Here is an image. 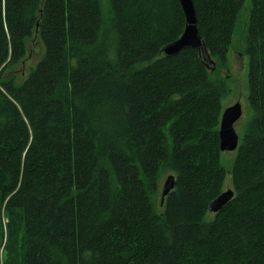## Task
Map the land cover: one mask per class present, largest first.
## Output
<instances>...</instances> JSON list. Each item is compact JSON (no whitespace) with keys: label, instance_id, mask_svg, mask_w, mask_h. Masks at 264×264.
Wrapping results in <instances>:
<instances>
[{"label":"trees","instance_id":"trees-1","mask_svg":"<svg viewBox=\"0 0 264 264\" xmlns=\"http://www.w3.org/2000/svg\"><path fill=\"white\" fill-rule=\"evenodd\" d=\"M192 2L214 70L163 56L178 0H0V264H264V0ZM245 4L252 117L227 170L213 75Z\"/></svg>","mask_w":264,"mask_h":264},{"label":"rangeland","instance_id":"rangeland-1","mask_svg":"<svg viewBox=\"0 0 264 264\" xmlns=\"http://www.w3.org/2000/svg\"><path fill=\"white\" fill-rule=\"evenodd\" d=\"M107 7V0H102V9L104 10V14L108 12ZM247 13L248 6L247 4H245L242 11L240 12V18L235 27L236 31L232 38L233 43L227 57V69H218V72L213 75L215 79H224L229 91V93L221 99L222 110L232 107V105L236 104V102L241 104L242 117L234 125L236 134L238 135L239 139L242 137L243 132L245 131L246 124L252 117V112L247 103V56L242 51L245 41L243 37L246 31V23L248 21ZM40 53V46L34 39V42L30 44L28 57L23 61L22 66L19 67V77L23 78L27 74L28 68L32 67L37 62ZM234 152H221V163L227 168V170L231 168V164L235 156ZM167 176L168 175L165 174L161 177L159 190H161V186ZM225 179L226 181L223 185L222 191H226L228 189L231 190L230 176L227 175ZM212 216V213H207L206 220L210 221L212 219Z\"/></svg>","mask_w":264,"mask_h":264},{"label":"water","instance_id":"water-1","mask_svg":"<svg viewBox=\"0 0 264 264\" xmlns=\"http://www.w3.org/2000/svg\"><path fill=\"white\" fill-rule=\"evenodd\" d=\"M179 5L185 18L184 31L173 43L167 45L162 50L163 56L174 57L184 49H197L202 54L206 55L207 63L212 70L215 69L214 62L211 60L209 54H207L205 45L203 44L197 30V17H195V8L192 0H178ZM241 104L236 103L232 107L226 108L221 113V119L218 131L219 152H234L239 145V137L236 134L234 125L242 117ZM174 175H168L164 179V183L161 187V199L160 206L163 203L164 198L173 190L175 186ZM234 197L232 190L228 189L223 191L218 197L213 199L208 206V213L213 215L221 211L224 206Z\"/></svg>","mask_w":264,"mask_h":264},{"label":"bare ground","instance_id":"bare-ground-1","mask_svg":"<svg viewBox=\"0 0 264 264\" xmlns=\"http://www.w3.org/2000/svg\"><path fill=\"white\" fill-rule=\"evenodd\" d=\"M221 154V153H220Z\"/></svg>","mask_w":264,"mask_h":264}]
</instances>
